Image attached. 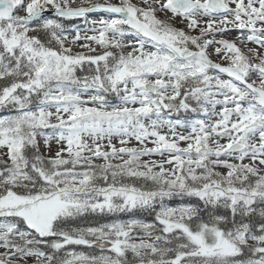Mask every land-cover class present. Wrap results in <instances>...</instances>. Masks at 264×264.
<instances>
[{
  "label": "snow or ice",
  "instance_id": "obj_1",
  "mask_svg": "<svg viewBox=\"0 0 264 264\" xmlns=\"http://www.w3.org/2000/svg\"><path fill=\"white\" fill-rule=\"evenodd\" d=\"M0 264H264V0H0Z\"/></svg>",
  "mask_w": 264,
  "mask_h": 264
},
{
  "label": "trees",
  "instance_id": "obj_2",
  "mask_svg": "<svg viewBox=\"0 0 264 264\" xmlns=\"http://www.w3.org/2000/svg\"><path fill=\"white\" fill-rule=\"evenodd\" d=\"M73 23H75V21L70 20V21H65V24L67 27L74 25ZM179 202V200H174L172 202L173 206H175L177 203ZM121 219H129V218H138V219H151V217H148L146 213H142V212H136L135 214H133L131 217L129 216V214H121L120 216ZM95 220H88V221H78L76 222V224L70 225V226H77V224L79 225H87L89 223H95ZM70 247H75L76 251H84V252H90L91 249H87L83 246H70ZM99 253V250H96V254Z\"/></svg>",
  "mask_w": 264,
  "mask_h": 264
},
{
  "label": "rangeland",
  "instance_id": "obj_3",
  "mask_svg": "<svg viewBox=\"0 0 264 264\" xmlns=\"http://www.w3.org/2000/svg\"><path fill=\"white\" fill-rule=\"evenodd\" d=\"M98 17H92V19H97ZM85 27V24H84V22H83V24H82V26H80L79 28H81V29H83ZM71 34H74V33H71ZM235 35V33H232L230 36H229V38H231L232 36H234ZM254 45H249V47H253ZM213 59H217L216 57H213ZM115 142V141H114ZM133 143H135L134 141H133ZM149 146H151V145H149ZM53 148H55V144H53ZM155 159H159V157H154Z\"/></svg>",
  "mask_w": 264,
  "mask_h": 264
}]
</instances>
